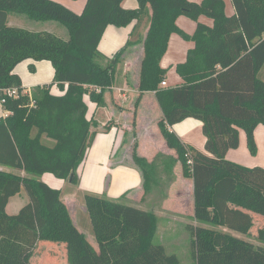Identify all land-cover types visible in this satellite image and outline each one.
Listing matches in <instances>:
<instances>
[{"label": "trees", "instance_id": "obj_1", "mask_svg": "<svg viewBox=\"0 0 264 264\" xmlns=\"http://www.w3.org/2000/svg\"><path fill=\"white\" fill-rule=\"evenodd\" d=\"M122 1L86 0L76 13L55 0H0V102L7 112L0 118V264H29L44 241L63 249L65 264H179L175 254L154 242L157 223L151 211L85 194L95 248L74 224L61 191L35 177L50 173L78 182L77 169L99 124L87 116L84 96L96 108L104 107L125 46L139 42L143 55L137 89L154 92L162 112L159 130L175 151L182 175L192 180L194 204L208 200L215 216L214 227L189 228L194 264H264V245L217 228L248 235L254 225L251 212L264 216V167L226 158L239 145V129L249 153L256 155L254 130L264 125V0H230V15L224 0H136L134 9L123 7ZM10 13L58 22L68 37L9 25ZM179 15L196 22L191 35L176 25ZM201 15L211 18L212 25L198 21ZM133 21L131 36L146 24L144 37L127 41L111 57L99 51L107 26ZM171 33L193 41V47L175 65L183 82L162 87L167 70L160 60ZM26 59L49 61L52 81L24 91L14 68ZM52 86L59 92L53 93ZM10 88L16 89L15 96L5 93ZM189 117L202 124L206 152L168 129ZM133 158L148 193L149 163L134 152ZM22 189L28 202L17 213H7L9 199ZM259 238L264 241V231Z\"/></svg>", "mask_w": 264, "mask_h": 264}, {"label": "crops", "instance_id": "obj_2", "mask_svg": "<svg viewBox=\"0 0 264 264\" xmlns=\"http://www.w3.org/2000/svg\"><path fill=\"white\" fill-rule=\"evenodd\" d=\"M55 1L63 3L76 13H80L86 3V0ZM189 1L200 2L201 0ZM224 2L225 13L228 15L233 14L234 8L231 1L224 0ZM121 4L123 7L131 9L137 8L138 6L136 0H123ZM9 16L10 15H8L7 21L10 18ZM14 18L16 23L23 21V19H21L22 17ZM198 21L209 26L212 25V19L204 15L199 16ZM41 22L43 25L35 26L44 30L46 29L45 27L57 29L55 25L53 26L52 23L48 21ZM175 22L176 25L188 35H191L196 27V22L185 15H179ZM134 27V21L124 27L107 26L98 45L99 51L111 57L116 51L124 47L127 41L131 40V33ZM146 31L147 25L142 24V26L137 28L134 34V36H136L135 40H137L139 36L144 37ZM125 47L122 58L118 64L120 67L119 72L117 76L115 75L114 82L105 93L106 105L102 108H97L96 111L93 112V117L96 118L99 123V129L97 128L98 131L90 147L93 149V161L98 165L106 164L110 168H115L117 172H120V168L122 167L130 170L126 171L122 177L119 176L120 181H123L125 185L120 186L121 189L117 191V194L121 195L124 193L125 195H123L126 199L136 198L141 201L144 195V189L142 187V180L139 172L137 173L139 169L137 170L132 162V153L134 152L147 161H152L159 152L162 154H169V151L158 127V121L162 117V112L154 92H139L137 89L139 65L143 55L142 43H133ZM192 47L193 41L185 40L177 33L170 34L167 49L160 60L161 67L167 70L164 80L165 84H160V86L173 87L183 82L182 78L175 71V65L185 60L188 49ZM29 65H33V71L29 70ZM14 72L19 75L24 91H30V89L36 85L51 82L54 75V69L47 60H23L15 66ZM51 89L53 93L59 92L55 86H52ZM4 116L5 111L0 102V118ZM105 126H109L108 130H104ZM201 126L202 124L199 120L189 117L169 126L168 129L174 132L184 143L206 152L205 137L202 133ZM254 136L257 144L256 155H251L249 153L246 146L245 133L242 129H239V145L235 149H229L226 152V158L248 167H264L263 124H258L255 127ZM43 141H46L45 143L47 144H52V140L45 139V137H43ZM101 168L104 167L102 166ZM184 181L188 185L185 189L187 191L185 192L179 188L175 192V196L179 197L187 194L186 198H190L193 202L192 180L183 177L177 179V183H185ZM120 187L118 186L117 188ZM62 199L70 212L68 201H72L71 197H63L62 195ZM22 203L24 202L15 203V207L13 206L14 210L16 209L18 212L27 202L25 204Z\"/></svg>", "mask_w": 264, "mask_h": 264}, {"label": "rangeland", "instance_id": "obj_3", "mask_svg": "<svg viewBox=\"0 0 264 264\" xmlns=\"http://www.w3.org/2000/svg\"><path fill=\"white\" fill-rule=\"evenodd\" d=\"M9 15V25L32 31L44 30L35 26L43 25L41 21L38 22L16 13H10ZM14 17H22L21 19H23V21L16 23ZM48 22L52 23L53 26L55 25L57 29L45 27V31L48 30L60 38L67 39L68 32L63 25L55 21ZM135 39L136 36L132 35L131 40ZM99 62L105 64L106 60L99 59ZM119 68L120 67L117 66V71H115L116 76L119 72ZM84 99L88 106L87 116L90 117L97 108L96 105L89 100L87 95L84 96ZM167 149L169 154H162L159 152L152 161H147V163H149L147 165L150 166V169L149 167H146V169L148 172L150 171L152 182L150 183L148 193L144 192L141 201L136 198L126 199L124 193V195L117 194V191L121 189L120 186L125 185L123 181H120L119 176L122 177L126 171L130 170L122 167L120 168L121 171L117 172L115 168H110L106 164L98 165L93 161V149H91V147L88 149L86 154L87 157H85L77 169L78 182L73 183L68 179L57 178L50 173L36 175L35 177L52 188L59 189L63 197H71L72 201H68V204L74 224L95 248H97V244L91 230L90 219L84 207L83 197L85 194H94L151 211L155 214L157 223L154 242L163 245L166 253L175 254L179 260V264H194L193 249L191 246L192 236L189 228L198 225L214 227L213 222L215 216L208 200L204 199L201 203L195 205L194 201L192 202L190 198H186L187 194L179 197L175 196V192L179 188L186 192L187 190L185 189L188 187L185 181V183H177V179H181V177L185 179L188 178L182 175L181 164L177 160L176 153L169 147ZM133 159L132 153V162L134 163V167L138 170L139 167ZM102 166L106 169L101 168ZM138 172L142 180L141 171L138 170L137 173ZM118 186L120 188H117ZM9 201L7 212L9 214H15L17 212L16 209L14 210L13 208V206L15 207V203L24 202L22 204H25L28 202V196L22 189L17 195L11 197ZM251 215L253 216L254 225L248 235L221 226H217V228L237 237L249 240L254 245H264V241L259 238L260 231H264V216L254 212H251ZM41 243L37 244L29 264H65L63 249L59 245H53L52 242L45 241Z\"/></svg>", "mask_w": 264, "mask_h": 264}, {"label": "built area", "instance_id": "obj_4", "mask_svg": "<svg viewBox=\"0 0 264 264\" xmlns=\"http://www.w3.org/2000/svg\"><path fill=\"white\" fill-rule=\"evenodd\" d=\"M165 82L162 81L161 82V85H164ZM96 91H99V88H96ZM5 93L8 95V96H15L16 95V89L15 88H10V89H7L5 90ZM7 114V112L5 111V115Z\"/></svg>", "mask_w": 264, "mask_h": 264}]
</instances>
